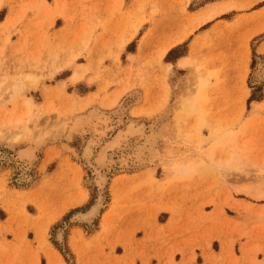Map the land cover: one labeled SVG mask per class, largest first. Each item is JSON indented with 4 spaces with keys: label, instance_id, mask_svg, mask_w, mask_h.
<instances>
[{
    "label": "rangeland",
    "instance_id": "374dc122",
    "mask_svg": "<svg viewBox=\"0 0 264 264\" xmlns=\"http://www.w3.org/2000/svg\"><path fill=\"white\" fill-rule=\"evenodd\" d=\"M262 4L0 0V212L44 211L50 180H84V206L49 231L57 216L26 223L37 230L40 246L49 239L67 261L73 254L65 230L78 225L90 234L110 210L102 225L118 233L108 244L126 254L108 264H151L154 258L156 264H245L235 242L229 251L220 244L264 229V217L257 218L264 200L237 193L242 186L264 190V175L256 174L264 167V87L251 83L264 63ZM95 118L112 128L106 140L135 121L157 141L124 168L114 155L97 219L71 223L98 196L82 159L90 139L86 123ZM39 135L36 158L20 161L18 154L34 147ZM138 139L126 153L143 143ZM231 155L237 171L218 166ZM7 185L21 193L6 196ZM61 231L63 243L57 241Z\"/></svg>",
    "mask_w": 264,
    "mask_h": 264
},
{
    "label": "crops",
    "instance_id": "0c3cea01",
    "mask_svg": "<svg viewBox=\"0 0 264 264\" xmlns=\"http://www.w3.org/2000/svg\"><path fill=\"white\" fill-rule=\"evenodd\" d=\"M71 164H75L71 155ZM52 186L43 190V197L47 204L44 211L30 213L29 209L17 210L8 207L0 212V264H108L118 258L125 257L126 252L119 254V246L111 249L110 243L116 239L115 234L105 230L103 224H107L112 216L110 210L102 213L100 224L92 233L87 234L80 226L72 225L65 230L66 244L73 254V261L69 262L47 239V246H40L37 230L26 226L30 223L41 225L49 220L56 219L48 226V231L59 223L72 210L80 208L88 201V189L84 180H50ZM6 196H16L19 191H11L6 186ZM249 205V204H248ZM1 206V205H0ZM250 206V205H249ZM264 207V206H261ZM264 211V210H263ZM264 213V212H263ZM258 218V217H257ZM260 219V218H258ZM31 232L34 234L31 236ZM83 232V236H80ZM107 240V242L105 241ZM235 242V250L243 252L238 258L245 264H262L264 262V229L252 231L246 238L230 236L220 244V251L227 249L230 243ZM223 250V251H224ZM155 258L151 264H156ZM136 264H141L136 262Z\"/></svg>",
    "mask_w": 264,
    "mask_h": 264
},
{
    "label": "bare ground",
    "instance_id": "6f19581e",
    "mask_svg": "<svg viewBox=\"0 0 264 264\" xmlns=\"http://www.w3.org/2000/svg\"><path fill=\"white\" fill-rule=\"evenodd\" d=\"M184 62H187V61H184ZM15 86H14V88H15ZM16 88H17V86H16ZM27 102L30 103V101H27ZM256 106H259V105L256 104ZM93 118H94V116H93ZM100 118L99 119L98 118L88 119L89 121H87L86 125L89 127L88 130L90 131L89 132L90 133V139H89V141H88V143L84 149V152L82 154V159L87 163V166L92 171L93 184L98 189L97 200H96L95 204L90 208V210H88L87 212L76 214L72 218L71 223L74 222V223L91 225L97 219L98 215L100 214V211L104 207V193H105V189L107 187L108 180H109V177H108L109 173L108 172L110 171V168L115 165V162H113V160H112V158L115 157L114 155H119L116 163H118L119 167L124 168V167H126V165H128L130 157L133 160L138 158L144 152V150H147V149L149 150L153 146L154 141L156 140V134H154L151 131L150 133H146V135H145L144 129L142 127H140L141 125L139 126L137 124V122H135V121L128 123L125 128H120V131L118 132V134H116V136L113 139L111 138V140H106L107 133L112 131V128L109 127V123L107 121H103ZM10 122H12V120H9V123ZM83 122H85V121H83ZM120 122L121 121H118L117 123L120 124ZM75 124H77V123H75ZM73 126H74V124H73ZM81 127H79V128H81ZM83 128H84V126H83ZM14 135L15 136L13 137L12 140H13V142H17L18 139L20 138V134L14 133ZM43 136H45V135H42V137ZM31 137H32V135H31ZM136 137H138L139 139L141 138L143 143L142 144L140 143V146L137 144L134 145L126 153L125 151L127 150L128 146H130L129 143L131 141H133V139ZM40 139H41V137L39 135V138L34 140V145H35L34 147H31V148L28 147L26 150H24V151L22 150L20 152V154H18L20 161L28 164V163H31L36 158L35 154H36L37 150L40 148L41 143H42V140H40ZM30 140H32V139H30ZM97 146L100 147L99 148L100 150L98 152H95L94 149ZM234 160H235V157L231 155L225 164L222 165L219 162L218 166L220 168H224L223 166H226L225 168L228 170L237 171L238 168L231 165L234 162ZM246 173L249 174L248 171ZM256 174H257V176H263L264 175V167L259 168L256 171ZM237 193L238 194H244L248 197L253 198L256 201L264 200V190H262L261 188H254L253 186H242L239 189H237ZM247 208H249V207H247ZM263 212H261V214H257V217L260 219L263 218L264 217ZM63 235H64L63 231L58 233L57 241L59 243H63Z\"/></svg>",
    "mask_w": 264,
    "mask_h": 264
},
{
    "label": "snow or ice",
    "instance_id": "6c2138e0",
    "mask_svg": "<svg viewBox=\"0 0 264 264\" xmlns=\"http://www.w3.org/2000/svg\"><path fill=\"white\" fill-rule=\"evenodd\" d=\"M261 6L264 7V4ZM251 83H258L261 87H264V63H261L258 66L254 75V80ZM260 99L264 100V97H261ZM262 264H264V262H262Z\"/></svg>",
    "mask_w": 264,
    "mask_h": 264
}]
</instances>
